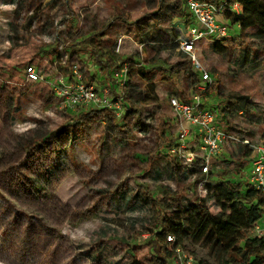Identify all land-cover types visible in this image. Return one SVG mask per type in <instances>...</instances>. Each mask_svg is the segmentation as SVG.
Instances as JSON below:
<instances>
[{"label":"rangeland","instance_id":"obj_1","mask_svg":"<svg viewBox=\"0 0 264 264\" xmlns=\"http://www.w3.org/2000/svg\"><path fill=\"white\" fill-rule=\"evenodd\" d=\"M186 1L0 0V264H127L133 259L148 264L156 210L146 195L160 201L162 209L180 204L171 197L187 198L177 197L188 184L205 197L194 183L209 176L182 180L170 158L152 156L159 147L153 118L146 117L150 128L143 133L133 118L123 122L117 115L114 120L110 114L90 112L103 106L61 110L53 90L57 78L70 80L76 73L88 77L99 93L109 89L102 67L90 56L92 44L84 42L92 35L110 59L134 58L126 68L155 59L163 67L176 65L182 50L177 43L188 31L181 22L189 15ZM117 15L124 20L112 23ZM228 35L234 40L225 43L226 52H215L214 42L208 41L198 45L196 56L213 76V94L246 96L256 106L250 115L230 119L225 130L261 142L264 40L253 29L242 33L238 25ZM119 39L123 44L118 51ZM165 39L170 50L156 53ZM148 42L152 44L140 48ZM187 61L200 74L191 58ZM30 64L41 70L43 81L26 80ZM175 72L168 81L155 74L159 100L147 107L146 115L161 117L179 137L170 99L192 101L201 90L192 73ZM197 144L196 139L190 142L192 148ZM238 152V144H230L213 160L218 163L211 167L215 177L236 180L241 173L248 181L252 161L242 168L246 160ZM160 169L164 176L158 179ZM208 205L219 213L214 202ZM183 249L197 264L228 261L191 239Z\"/></svg>","mask_w":264,"mask_h":264},{"label":"trees","instance_id":"obj_2","mask_svg":"<svg viewBox=\"0 0 264 264\" xmlns=\"http://www.w3.org/2000/svg\"><path fill=\"white\" fill-rule=\"evenodd\" d=\"M201 1L217 6L221 4L226 5V9L219 20L228 25L229 30L237 25L241 28L242 33L253 29L256 31V36L264 40V0ZM235 4L240 6L239 12L233 10ZM121 20H124V18L117 15L113 18L112 23ZM181 22L186 27H189L191 24L190 14ZM88 40L84 42L92 44L88 45L91 48L90 56L93 57V62L96 65L98 64L102 67L100 74L104 79L103 82L108 86L112 95H114L112 98L114 97V100L123 99V113L119 118L123 122H128L129 119L133 118L135 125L143 133H148L150 128L148 123H146V117H149V119L153 118L157 122L156 133L159 147L152 156L170 158V167L175 166L181 170L182 180L192 178L193 181H196L198 177H201L200 167H185L177 154L169 153L180 145L179 137H176L172 133L171 125L164 119H161V117L156 118V116L153 117L154 115H146L147 107L151 103L157 104L159 100L155 83L156 73L159 72L161 79L168 81L176 73V69H179L186 73H192L193 76L199 78V84H202V76L190 70V63L187 61L190 56L180 50L178 55L179 62L176 65L163 67L155 59L148 65L138 64L136 68L128 67L127 78L120 80V84L123 83V87L120 90L119 81L115 78V75L125 69L126 64L134 62L135 59L130 57L122 62L120 60L116 61L114 58L110 59L109 52H102L98 40L95 39V35H92ZM233 40L234 37L228 35L224 40L214 41V51L219 54L226 52L225 43ZM181 41L182 39L177 43V46H181ZM167 42L169 41L165 39L161 47L157 48L156 53H160L161 50L169 51ZM143 44L145 47L152 43ZM117 45L118 43H116V47ZM62 60H64V55L62 56ZM29 66H32V64ZM71 77L74 78L73 74H71ZM91 77L95 79L97 74ZM87 79L88 77L84 76L83 80L85 82H87ZM135 80H138L139 83H136ZM210 89L208 88L206 91L200 92L202 104L216 114L218 124L224 129L229 127L230 119L240 115H250L256 111V106L246 96H224L220 92L213 94ZM90 112L103 115L110 114L114 116V120H117L114 111L108 108L101 111L92 110ZM87 115L82 114L84 117ZM261 142L264 143V135ZM238 146V156L246 160L241 162L242 168L247 167L250 162L249 159L252 161L253 158V148L250 145H243L241 143ZM217 166L218 163L212 161L211 167ZM163 176V169L156 172V178L160 179ZM208 176L209 179H205L204 183V189L207 193L205 197H198V194L194 193L191 188L192 184L191 186L188 184L180 189L179 196L177 197L188 196L187 198H176L177 200H175L171 197L172 201L179 200L180 202L175 208L172 203H168V207L162 209L163 205L160 201L149 194L146 195L151 199L152 205L156 210L154 229H149L151 232V239L149 241L151 260L148 264H176V249L178 247L184 248V242L188 239L202 244L210 252L217 254L222 259L228 258L225 264H264V233L261 235L256 233L257 226L264 219V195L250 184L249 178L248 181L244 180V176L241 173L240 178L236 180L225 176L215 177L211 168L210 172L204 177ZM200 182L196 181L194 185H197L198 188ZM190 194H193V197H189ZM167 196L168 194H166V198ZM141 199L144 203H148L147 198L141 197ZM210 201L214 202V205L219 209V213H212L208 205ZM141 206L142 204L136 207L139 208ZM104 235L107 234L105 233L102 236ZM169 236L175 237L174 243L167 241ZM127 264L144 263L133 259Z\"/></svg>","mask_w":264,"mask_h":264},{"label":"built area","instance_id":"obj_3","mask_svg":"<svg viewBox=\"0 0 264 264\" xmlns=\"http://www.w3.org/2000/svg\"><path fill=\"white\" fill-rule=\"evenodd\" d=\"M226 5H214L201 0H187V10L191 16V24L186 36L182 38L181 49L188 54L195 65L196 70L202 76L201 91H206L214 83L211 73L204 70L196 56L198 45L202 42L211 43L216 40H224L228 37L229 27L219 19L223 15ZM233 10L239 12L240 6L235 4ZM119 39L117 50L123 44ZM211 41V42H208ZM144 46H141L142 49ZM67 63L64 57L63 64ZM25 77L29 83H38L44 80L41 70L35 65L25 69ZM127 68L115 75V78L126 79ZM54 93L60 98V109H76L77 107L99 105L114 111L115 115L121 117L123 113V99L114 100L110 89H104L101 93L95 85L88 84L83 77L76 73V77L67 80L61 76L53 84ZM179 130V147L172 150L177 154L187 167H200V175L206 176L211 169L213 159L224 152L226 146L232 144L250 145L253 148L252 170L249 174V182L264 195V143L251 139H240L237 134L227 132L218 124L216 114L202 104L201 96H196L192 101H184L177 97L170 99ZM198 141L192 148L190 142ZM196 148V149H194ZM205 179L199 183L201 192L206 196L204 189ZM259 235L264 233V220L256 228ZM169 243L175 242V237L167 238ZM176 264H197L195 258L182 247L176 249Z\"/></svg>","mask_w":264,"mask_h":264},{"label":"crops","instance_id":"obj_4","mask_svg":"<svg viewBox=\"0 0 264 264\" xmlns=\"http://www.w3.org/2000/svg\"><path fill=\"white\" fill-rule=\"evenodd\" d=\"M125 68H126V67H125ZM120 80H121V79H120ZM120 80H119V83H118V84H119L120 86H123V83L120 84ZM122 80H124V79H122Z\"/></svg>","mask_w":264,"mask_h":264}]
</instances>
